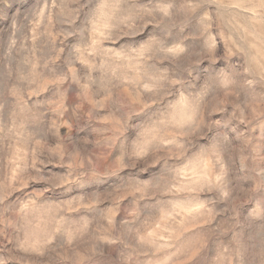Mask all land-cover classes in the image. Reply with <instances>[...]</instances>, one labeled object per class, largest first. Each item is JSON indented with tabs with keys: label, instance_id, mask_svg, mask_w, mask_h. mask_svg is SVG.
Segmentation results:
<instances>
[{
	"label": "clouds",
	"instance_id": "1",
	"mask_svg": "<svg viewBox=\"0 0 264 264\" xmlns=\"http://www.w3.org/2000/svg\"><path fill=\"white\" fill-rule=\"evenodd\" d=\"M0 264H264V0H0Z\"/></svg>",
	"mask_w": 264,
	"mask_h": 264
}]
</instances>
